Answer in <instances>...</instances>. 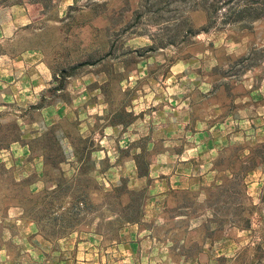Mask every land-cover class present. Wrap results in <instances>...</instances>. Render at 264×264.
I'll use <instances>...</instances> for the list:
<instances>
[{
    "label": "rangeland",
    "instance_id": "rangeland-1",
    "mask_svg": "<svg viewBox=\"0 0 264 264\" xmlns=\"http://www.w3.org/2000/svg\"><path fill=\"white\" fill-rule=\"evenodd\" d=\"M262 176L264 0H0V264H264Z\"/></svg>",
    "mask_w": 264,
    "mask_h": 264
},
{
    "label": "crops",
    "instance_id": "crops-1",
    "mask_svg": "<svg viewBox=\"0 0 264 264\" xmlns=\"http://www.w3.org/2000/svg\"><path fill=\"white\" fill-rule=\"evenodd\" d=\"M184 119H186V122H185L186 124L185 125H187L190 122V120H191L190 114L185 112L184 113ZM199 123H200V121H196L195 122V126L196 127L194 128L193 131H199V129L197 127ZM205 131H207L208 133L211 132V130H207V129L201 130L200 132L206 133ZM189 147H196L197 149H200V150L205 149L206 147H208V150H209L208 155H210V159L208 161L210 163L209 167L211 166V161H213V159L216 157L217 152L220 151V148H218L217 144H195V146H193L192 144H188V145L185 144L184 145L185 149H187ZM196 148H194V149H196ZM187 160H190V161L186 163ZM197 161L198 160L197 159L195 160L193 157H189L188 159H184V158H178L177 159V158H174V160L172 161V166H173V168H175V170L180 169L181 166H183V167L189 166L190 167L189 169L190 170L192 169V172H190L191 178L185 179L186 186H184L183 188H180V191H185V192H188L189 194H193L195 196H198V199H200L199 202H203V199H205V191H204V189L209 187L211 185V181H214L213 179H215V178H214V176H209L211 174H210V172L206 173L207 170L201 172V174H198V173L195 174V167H196L195 166V162H197ZM175 173L176 172H174V175L177 174V173L176 174ZM211 173H213V171H211ZM260 175L261 174L259 173L258 176H260ZM146 176L147 175L140 176V180L141 179H145L144 177H146ZM148 177L149 178L151 177L150 174L148 175ZM263 179H264V176H262L260 178V181H262ZM175 190L177 191L178 187H175L172 184L168 185V183H167L166 189L164 190V192L165 191L166 192H171V191H175ZM162 192H160V193H162Z\"/></svg>",
    "mask_w": 264,
    "mask_h": 264
},
{
    "label": "trees",
    "instance_id": "trees-1",
    "mask_svg": "<svg viewBox=\"0 0 264 264\" xmlns=\"http://www.w3.org/2000/svg\"><path fill=\"white\" fill-rule=\"evenodd\" d=\"M247 10H248V8L246 6H244V7L240 8L237 13L241 15L243 12H245ZM260 164H262V163H260Z\"/></svg>",
    "mask_w": 264,
    "mask_h": 264
}]
</instances>
